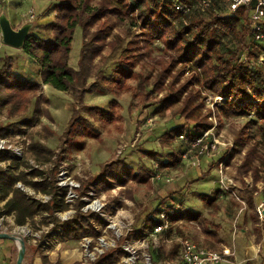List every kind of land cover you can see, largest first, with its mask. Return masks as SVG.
<instances>
[{
  "label": "rangeland",
  "instance_id": "rangeland-1",
  "mask_svg": "<svg viewBox=\"0 0 264 264\" xmlns=\"http://www.w3.org/2000/svg\"><path fill=\"white\" fill-rule=\"evenodd\" d=\"M55 2L56 0H8L7 4L0 3V14L5 13L12 26L17 28L25 23L27 13L32 9L35 18L30 34L49 37L50 25L54 22ZM212 12V9L204 12L192 11L190 17L183 20V24L191 27L192 22L208 18ZM131 24L132 26L127 18L121 22H115L111 33L117 35L120 41L112 49L105 48L104 58L98 63V58L94 60L95 70L101 68L106 77L114 78L116 85L120 80L116 75L120 66L119 56L126 42L137 37L140 31L138 24L132 22ZM82 44V30L80 26H77L74 30L69 57V65L74 69L78 67ZM223 48L226 58L235 52L238 56H244L245 53L234 38H226ZM144 53V58L139 60L131 70L124 72L129 75L123 79L129 86L128 90L119 89L120 91L116 93L98 84L94 92L83 94L81 104V101L74 102L69 93L41 83L37 57L24 46L13 48L4 44L0 49V64L5 54L12 56L13 71L23 78L38 81L40 90L37 95L42 100L45 98L48 101V103H42L43 113L46 116H40L39 120L27 126L17 121L33 117L34 102L22 116L9 117L6 109L0 108V125H11L9 128L14 131L11 134H19V140L22 142L23 139V142L27 143L24 158L19 162L18 168H13L14 171L29 173L31 169H35L30 166L32 165L30 161H33L39 165L44 176L52 177L48 170L51 164H39L28 152L29 144L36 141L53 151L58 165L55 178L57 185L69 189L65 197L66 201L73 204V199L78 196L75 189L79 188L80 191H86V195L80 197L85 207L87 203L91 205L95 202L103 206V216L96 213L104 223L103 226L97 225L101 235L97 238L88 236L90 248L85 247L87 243L83 237L65 241L60 234V228L55 229L51 222L45 223L47 219L44 218V221L43 216L46 214L35 215L33 220L23 226L11 225L9 220L0 216L2 223L6 226L4 233L16 232L14 235L22 237L25 244L33 251L34 249L39 252L49 251L51 259L44 264H82L84 259L88 258L87 254L92 253L93 247L100 246V240L103 239L109 245L114 242L117 246L121 245L135 232L150 225L146 220L150 213L157 208L169 211L171 207L166 205L170 203H180L181 212L199 215V219L184 217L171 223V231L167 235L160 236V239L170 240L168 243L161 241L160 247L164 252L175 251L173 255H176L178 249L176 238L178 237L188 238L204 247L218 250L221 243H228L234 235L237 250L238 247L247 245V234L252 230L248 198L253 196L255 205L264 203V191H262L264 180L253 185L251 171L240 172L239 166L248 148L254 142L257 143L258 155H262L264 159V136L259 131L250 130V120L246 116H218V106L225 101V98L194 84L189 89L200 92L198 101L202 103V114L209 123L208 129L204 132L203 141L215 142L217 144L215 151L197 155V149L192 148L180 135H175L172 139L167 138L166 132L183 122V118L175 115L178 105L169 108L161 106L159 101L165 91L151 93L146 101L138 98L136 92L140 90L143 83H151L173 53L165 47L164 42L156 38L148 40ZM259 68L264 69V67ZM191 75L192 72L186 67L180 82ZM168 81L169 78L164 84L166 85ZM92 82L94 78H89L87 85ZM150 87L148 84L147 89ZM113 101L119 104L118 109L122 115L121 129L117 128L118 125L103 122L99 119L97 112H91L85 108V106H97L107 109L109 103ZM47 109L51 117L47 116ZM73 111L76 112L73 114ZM74 115L78 118L70 126V120ZM258 125H264V120L258 121ZM67 129H69L68 132ZM116 160L123 162L126 167L136 173V178L128 179L124 186L115 182L110 189L105 190L100 187V190L95 192V183L91 181V184H87L86 182L96 177L106 162ZM164 163L168 164L161 165ZM220 163H223V175L227 177L225 188H222L219 182ZM254 164L261 169L259 175L264 176V165L260 164L259 158L254 161ZM11 165L14 166L13 162ZM109 174V172L106 173V175ZM157 174L160 178L153 180L152 175ZM28 177L30 178V175ZM36 179L39 178L36 177ZM78 179H81V182ZM20 184L33 198L39 199L42 195H48L35 192L30 186ZM86 186L88 188H84ZM255 187L257 190L254 189ZM204 196L217 197L214 200L215 207L206 205ZM55 215L61 220H67L74 215V209L70 205L69 210L57 212ZM26 227L37 236L24 235L22 230ZM245 227H248V231L242 234L241 228ZM115 228L123 234L120 239L117 238ZM130 228L134 233L131 231L127 233ZM206 229L216 231L221 242H215L205 233ZM129 233L132 234L128 237ZM46 241L49 243L48 246H43ZM147 241L150 244L149 251L156 254L155 248L151 246V239ZM31 249L29 250L32 251ZM17 253L14 254L11 264H15ZM77 255L80 257L73 260V257ZM90 263L91 261L87 262V264Z\"/></svg>",
  "mask_w": 264,
  "mask_h": 264
},
{
  "label": "trees",
  "instance_id": "trees-1",
  "mask_svg": "<svg viewBox=\"0 0 264 264\" xmlns=\"http://www.w3.org/2000/svg\"><path fill=\"white\" fill-rule=\"evenodd\" d=\"M199 2L200 0H170L168 2L167 0H56L54 22L50 25L51 35L40 37L32 33L26 39L24 48L37 57L41 83L69 93L74 102L81 101L82 104L83 94L94 92L98 84L116 93L120 90H128L129 86L123 79L129 75L124 72L131 70L139 60L145 57V46L150 38L159 39L173 54L151 83H143L136 95L146 101L151 93L165 91L159 101L161 106L169 108L178 105L175 115L183 118V122L170 128L166 132L167 138L172 139L180 134L193 138L200 137L208 129L209 123L201 111L202 103L198 101L200 92L189 89L194 84L225 98V101L218 106V116H246L250 120V130L259 131L264 136V125H258V121L264 120V69L259 68L264 66L250 63L258 51H251L248 47L251 36L249 7L245 6L233 14H226L225 0H212L211 6L204 10L199 8ZM174 3H182L186 7L177 11ZM208 9L213 11L208 18L195 21L196 23L192 22L191 27L184 26L183 20L190 17L192 11L204 12ZM125 18L130 21L131 26V22L138 24L140 31L137 37L126 42L119 56L121 61L119 60L120 66L118 65L119 71L116 75L120 80L116 85L114 78L106 77L101 68L95 70L94 60L98 58V63L104 58L105 48L112 49L120 41L119 37L111 31L115 22H121ZM77 26L81 27L83 44L78 67L74 69L69 65V57L74 30ZM226 38H234L241 49H244V56H238L235 52L226 58L223 50ZM12 63L13 57L5 54L0 64V108L6 109L9 117L22 116L34 102L33 117L17 121L27 126L45 115L42 103H48V101L45 98L42 100L37 95L40 83L17 75L12 69ZM186 67L190 69L192 75L180 82ZM89 78H94V82L87 85ZM168 78L169 81L165 85L164 82ZM148 84L151 87L147 89ZM118 107L119 104L115 101L109 103L107 109L85 106L86 110L97 112L99 119L103 122L118 125L117 128L121 129L122 115ZM75 112L73 111V114ZM46 114L51 117L48 109ZM77 118L78 116H72L70 126L76 122ZM10 126L0 125V137H6L9 134ZM250 138L253 137L250 136ZM256 144L254 142L248 148L239 166L240 172L251 171L253 185L264 180V176L259 175L260 167L254 164V161L259 158L260 164L264 165V159L262 155H258ZM28 152L39 164H51L48 170L53 178L44 176L39 168L31 169L29 173L0 169V200L12 193L4 203L0 216L14 214L15 224L21 226L33 220L35 215L46 214L43 216L44 221L47 219L45 223L51 222L55 229L60 228L63 238L99 237L101 230L96 227L103 226V221L93 212L82 211L84 202L80 197L86 195V191L75 189L78 196L71 204L65 199L68 187L57 185L55 178L58 165L53 151L35 141L29 144ZM6 158H8L7 154H0V160ZM18 167L19 163L15 168ZM108 172L110 174L106 175ZM28 175L30 178H27ZM136 176V173L126 167L123 162L108 161L103 165L101 172L86 183L94 182L95 192H97L100 187L105 190L110 189L115 182L124 186L128 179L136 178ZM35 177L39 179L35 180ZM78 180L81 182V179ZM17 182L30 186L35 192L50 195V200L43 202L31 197L15 186ZM254 189L257 190L256 187ZM216 198L206 197L205 204L215 207ZM70 205L74 209L72 218L61 220L55 215L57 212L69 210ZM173 205L174 203H170L166 206L173 207ZM248 207L253 224L252 231L259 240L261 229L253 196L248 198ZM161 210L163 209L157 208L150 213L146 219L147 223L155 222L156 215ZM184 212H181L180 208L174 209V212L169 215L170 222L173 223L184 217L199 219V215ZM170 231L171 227L161 234L167 235ZM205 233L215 242H221L216 231L206 229ZM131 234L129 233L128 237ZM174 252H164L162 247L158 249V255L165 258H172ZM122 254L123 250L119 246L110 248L90 264H115Z\"/></svg>",
  "mask_w": 264,
  "mask_h": 264
},
{
  "label": "built area",
  "instance_id": "built-area-1",
  "mask_svg": "<svg viewBox=\"0 0 264 264\" xmlns=\"http://www.w3.org/2000/svg\"><path fill=\"white\" fill-rule=\"evenodd\" d=\"M170 1V0H168ZM227 11L226 14H233L238 9L248 6V18L250 21L251 28V36L249 39V49L251 51H258L256 56L251 60V64L256 66H264V0H256L255 6L253 8L250 7L251 0H225ZM8 0H1L0 3L7 4ZM212 4V0H200L198 6L200 9L204 10L210 7ZM186 5L182 3H174V8L178 11L182 8H185ZM189 10V8H186ZM35 18L34 11L31 9L27 13L26 20L24 22H33ZM4 45L3 36L0 29V49ZM43 84V83H42ZM44 86L46 84H43ZM14 133L12 129H10L9 134L6 137H0V154H7L8 158L4 160H0V169L7 170L15 168V164L19 163L24 158L25 150H27V143L19 140V134H11ZM180 137L183 138L188 144L192 146V148L197 149V155L208 154L210 152L215 151L217 144L215 142H204V134L200 137H187L185 134H180ZM13 138V140L11 139ZM13 162L14 166L11 165ZM33 168H39L36 163L30 161ZM48 166V165H46ZM219 175L221 183V187L225 188V180L226 176L223 175V163L219 164ZM160 178V175H152L153 180H157ZM35 180L36 177L34 178ZM21 182H17V186L21 189ZM51 196L42 195L39 199L43 202L50 200ZM85 207V206H84ZM82 207L83 212H93L98 213L100 216H103V206L102 204L93 203L88 205L87 207ZM180 208V203H174L173 207L170 208L169 211L163 209L159 211L156 215V221L151 223L146 228L142 229L139 232H133L130 228L129 231L134 234L125 239L120 246L123 250V254L119 257V260L115 264H220L222 262H227L230 264H238L237 263V244L236 238L234 235L231 236L228 243H221L220 249H211L200 245L199 243L188 239V238H176L178 243V249L176 255H173L172 258L160 257L158 255V249L160 247L161 241L163 243H168L170 240L168 238L160 239L161 233L165 230H168L171 227V222L169 220V215L174 212V209ZM255 209L259 215L260 223L264 222V203H260L259 205H255ZM68 219V218H67ZM114 226V224H113ZM97 228V227H96ZM6 226L2 223V218H0V232H5ZM117 238L123 235L119 233L118 228H115ZM24 235L35 237L36 233H33L29 228H25L22 230ZM16 233V232H15ZM14 233V234H15ZM126 233V234H127ZM125 234V235H126ZM137 236V237H136ZM147 239H151L152 247L156 250V254H152L149 251L150 244ZM83 240L86 241L85 247L90 248V239L88 236L83 237ZM35 241V239L33 240ZM101 244L99 247H93L92 253H88L87 257L84 259L82 264H87L88 261L93 262L98 256L107 251L110 248H116V242L112 244H107L103 239L100 240ZM43 246H48L49 243L44 242ZM110 246V247H109ZM254 251L258 254L261 251H264V234L258 243L254 246ZM250 256L246 253V258Z\"/></svg>",
  "mask_w": 264,
  "mask_h": 264
},
{
  "label": "crops",
  "instance_id": "crops-1",
  "mask_svg": "<svg viewBox=\"0 0 264 264\" xmlns=\"http://www.w3.org/2000/svg\"><path fill=\"white\" fill-rule=\"evenodd\" d=\"M15 186L18 187L17 183ZM21 190L26 192L24 189H21ZM11 195H12V193H10L5 199L0 200V206H1L0 211L2 210L3 205L6 202V200ZM1 216L3 218H5L7 221L9 220L11 225H16L14 222V217H15L14 214L1 215ZM258 224H259L260 229H261V237H262V234H264V225H262V223H260V221ZM252 225L250 226V228H252ZM16 226H19V225H16ZM21 226H23V225H21ZM241 231H242V234L246 233L248 231V227L241 228ZM247 239H248L247 245H243L242 247L241 246L238 247V250L236 252L237 263L238 264H264V251H261L258 254H256L254 251V246L256 245V243H258L260 241L261 238L259 240H257L256 234L251 230V232L249 234H247ZM64 240L67 241V238H64ZM27 246L28 245L25 244V248H26L25 249V255H24V258H23V261L21 264H44V263H47V261H49L51 259V255H49L50 253H48L49 251L48 252L47 251L39 252L38 250L35 251V249L33 251L31 249V247H29V246L27 247ZM29 249H31L32 251H30ZM17 251H18V245H17L16 241H14L12 239H7V238L6 239L0 238V264H11L12 258ZM246 253L250 257L246 258ZM79 257L80 256L77 255L76 257H73V260L77 259ZM244 260H245V262L243 263ZM220 264H230V263L222 262Z\"/></svg>",
  "mask_w": 264,
  "mask_h": 264
},
{
  "label": "water",
  "instance_id": "water-1",
  "mask_svg": "<svg viewBox=\"0 0 264 264\" xmlns=\"http://www.w3.org/2000/svg\"><path fill=\"white\" fill-rule=\"evenodd\" d=\"M256 0H251L250 7L255 6ZM33 22H25L19 27L15 28L12 26L10 19L5 13L0 14V29L3 36V42L5 45L20 48L24 46V43L30 35ZM0 238L13 239L18 238V253L15 264H21L25 255V240L17 235L0 232Z\"/></svg>",
  "mask_w": 264,
  "mask_h": 264
},
{
  "label": "bare ground",
  "instance_id": "bare-ground-1",
  "mask_svg": "<svg viewBox=\"0 0 264 264\" xmlns=\"http://www.w3.org/2000/svg\"><path fill=\"white\" fill-rule=\"evenodd\" d=\"M15 241H16V243H17V245H18V238H16Z\"/></svg>",
  "mask_w": 264,
  "mask_h": 264
}]
</instances>
